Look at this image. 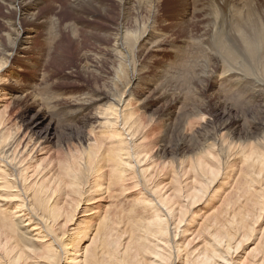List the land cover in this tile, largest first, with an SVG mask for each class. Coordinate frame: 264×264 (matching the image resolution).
Returning <instances> with one entry per match:
<instances>
[{
    "label": "bare ground",
    "instance_id": "obj_1",
    "mask_svg": "<svg viewBox=\"0 0 264 264\" xmlns=\"http://www.w3.org/2000/svg\"><path fill=\"white\" fill-rule=\"evenodd\" d=\"M156 2L150 0L149 14L147 9L149 19L156 16ZM180 2L182 12L174 29H177V35L192 36V44L182 41V45L179 44L183 47L178 48L179 44L175 42L178 46L175 51L177 60L184 63L187 55L185 48L190 49L196 60L204 54L205 62L212 68L211 74H208L211 76L206 78L209 83L222 84V87L226 84L230 90L233 86H241L246 91L250 86L252 92L247 93L248 96L262 92L264 97V0ZM21 5L22 9L24 5ZM188 18L193 19L190 26L187 25ZM151 26L154 28V25ZM150 29L140 38L154 35L152 32L155 29ZM157 38L161 41L160 37ZM27 39L16 40L17 45L12 46L8 59L19 45L29 42ZM117 55L123 57L119 50L115 53ZM200 61L203 62V58ZM196 63L199 66V62ZM247 71L249 74L251 71L258 72L247 75ZM118 85L116 83L115 87ZM230 90L224 97L230 95ZM118 93L115 96H119ZM234 93L231 92L232 95ZM32 95L29 105L33 107L35 99ZM119 97L116 98L119 99L116 105L113 102L115 106L110 104L113 106L107 105L106 108H103L105 105L95 107L99 99L71 97L65 100L71 108L68 118L72 114V121H80L83 127L89 125L91 132L97 129L103 140L93 138V144L85 150L82 162L70 164L65 160L61 170L52 165L56 168L53 175V171L50 172L52 166L41 167L40 160H35L33 166L26 162V158L37 151L35 142L31 143L28 139V144H23L19 148L21 152H18L27 156L22 155L24 158L18 159L13 154L14 150H19L12 149L13 139L10 140L8 134L0 130V264H264V110H260L257 120L249 126L233 127L230 121L216 126L214 122L216 132L227 130L229 133L214 134V140L202 145L206 150L200 149L193 160H176L174 179L171 177L168 184L165 182L167 189L159 190L160 179L167 178V168L160 166L149 173L151 164L143 167L145 157L139 154L135 144V136L140 133L137 134L136 129L131 131L127 123L131 115L123 113L125 99L122 95ZM238 102L242 105L240 100ZM130 105L129 108L132 107ZM49 107L52 108L51 105ZM43 121V115L37 111L32 123L40 125ZM90 133L92 137L93 133ZM29 141L31 146H28ZM106 144L107 147H103ZM184 147L180 143L175 151L179 153ZM234 161L241 163L240 168L243 169L237 173L243 188L238 198L225 197L224 193L217 191L208 192L209 188L206 191L208 184L210 187L220 175L214 174L212 164L219 162L216 164L218 171L222 168L224 175H231L237 171ZM154 179H157L155 184L151 183ZM229 181L230 178L223 179L216 187L223 188ZM133 193H136V198L132 197ZM120 199L125 203L134 199L138 209L131 205L129 215L128 209V213L125 211L127 205L123 210L124 201L119 202ZM200 203L207 211L198 217L192 209ZM133 214L136 221L129 218ZM247 243L254 246L252 251L257 253L256 256L242 251V246Z\"/></svg>",
    "mask_w": 264,
    "mask_h": 264
},
{
    "label": "rangeland",
    "instance_id": "obj_2",
    "mask_svg": "<svg viewBox=\"0 0 264 264\" xmlns=\"http://www.w3.org/2000/svg\"><path fill=\"white\" fill-rule=\"evenodd\" d=\"M153 1H157V4H154L157 7L154 9L156 16L149 19L150 0H0V130L8 134L10 140L13 139L11 143L14 144L13 150L21 148L23 144L28 142V139L31 143L37 144L38 148L33 156L26 158L25 155L27 156V154H22L28 164L33 166L35 160H40L41 167L56 165V168L59 167L61 170V167L65 165V160L70 161V164L82 162L85 157V150L93 144V138L98 139L97 141L102 139L98 135L97 129L91 132L89 125L83 127L80 121H72L71 118L74 119L72 114L70 115L71 120L68 118L71 108L65 104V100L71 97L99 99L95 102V107L100 108L99 106H101L102 108L105 105L103 108H106L107 105H114L113 102L116 105V101L119 100L116 98L123 96L125 99L123 113L131 115L127 123L131 126V131L137 130L136 133H140L135 134L138 136H135V140H137L135 144H137L136 149L139 154L145 157L146 161L143 167H149L151 164L149 173L158 170L160 166L167 168L168 175H165L167 178H161L162 181L160 179L159 190L167 189L169 179L171 177L174 179L176 160H193L200 149L206 150L202 145L204 146L214 140V134L229 133L227 130L216 132L214 122L217 126L230 121L233 127L240 128L244 125L249 126L257 120L259 112L264 110L262 92L255 96L252 94L248 96L249 92H252L250 86L246 91L241 86H235L238 90L241 88V91L233 86L232 91L229 85L225 84L222 87V84L220 86L216 83H209L208 79L211 75L208 74H211L212 68L210 69L209 63L205 62L206 56L204 54L200 56L201 60L203 58V62L199 58L197 61L190 49L188 51L185 48L187 58L185 57L184 63L181 64L175 55L176 47H183L180 43L182 41H186L188 45L190 42L192 44L191 35V37L189 35H177V29H174L179 23L182 4L180 0ZM19 2L24 5L22 9ZM188 20L187 25L190 26L193 19L188 18ZM149 25H154V28ZM149 29L152 31L155 29L152 32L154 35L141 39V35ZM156 35H159L157 37H160L161 41ZM26 37L29 38L27 39L29 42L19 45L14 50L15 54L8 59L7 56L12 46L17 45V39ZM154 39L155 43L157 41V43H161L155 45L152 41ZM152 42L154 43L153 46ZM175 42L177 45L179 43L181 45L175 46ZM118 50L122 52L123 57L115 56ZM114 56L116 57L115 60ZM176 61L180 64L178 65ZM196 62H199V66ZM200 62L205 64L201 65ZM200 65L207 67L203 69ZM256 72L258 71H251L250 74ZM116 77L120 79V82L119 80L116 82ZM114 81L115 84H113ZM116 83H119L121 87H119L120 85L115 87ZM21 88H24L23 93ZM220 89L222 90L220 91ZM229 90L230 95L224 97ZM116 93L119 96H115ZM258 94L260 101L257 99ZM31 95L35 99L34 108L29 105L30 100H33ZM231 95L232 97H230ZM112 97H115L116 100H111ZM261 97L262 99H260ZM252 98H256L254 99L255 102ZM239 100L242 105L238 102ZM53 101L57 102L59 106ZM48 105H51L52 108ZM129 105L132 106L131 109ZM37 111L41 112L44 117V121L40 125L32 123ZM130 111L133 112L134 118ZM135 116L139 119H136ZM48 124H50L49 127ZM90 132L93 133L92 137L89 136ZM33 139L35 140L33 141ZM30 141L28 146L32 145ZM180 143L185 147L177 153L175 149ZM19 144L20 146H18ZM103 147H107V144ZM16 150H14L16 153L13 152L14 155H17L15 157L24 158L20 153L18 154L21 149ZM38 150L40 151L38 152ZM214 151L216 152L215 149ZM217 163L212 164L213 172L215 175H220L210 187L208 184L206 191L209 188L208 192L217 191L219 194L224 193L223 196L225 197L237 199L239 193L243 192L242 182L237 174L239 173L238 170H243L240 168L241 163L234 161V169L236 168L237 171L231 175L228 173L224 175L222 168L218 171ZM51 168L50 172L53 171V175L56 173L54 172L56 168L53 166ZM228 178L230 181L225 187H216L223 179L227 180ZM236 179L237 181H234ZM156 182L157 179L151 181L153 184ZM172 182L173 180L171 184ZM135 195L136 193H133L132 197L136 198ZM69 199L73 198L69 197ZM118 201H124L122 208L124 210V206L127 205L125 211L128 213V209L129 215L131 214L129 209L131 205H135L138 209L136 203L134 204V199L127 200V204L123 199ZM200 204L192 209L198 217L203 216L207 211L206 207H203L204 204ZM132 216L129 218L136 221L135 214ZM76 217L75 220L80 218L79 216ZM253 247L251 243L244 244L242 251L245 254L249 253V256H256L257 253L252 251Z\"/></svg>",
    "mask_w": 264,
    "mask_h": 264
}]
</instances>
